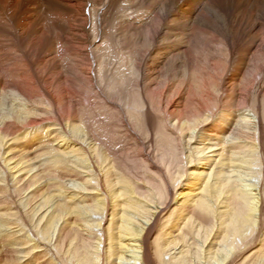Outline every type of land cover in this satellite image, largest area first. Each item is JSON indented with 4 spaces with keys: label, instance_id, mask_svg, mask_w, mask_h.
<instances>
[{
    "label": "bare ground",
    "instance_id": "1",
    "mask_svg": "<svg viewBox=\"0 0 264 264\" xmlns=\"http://www.w3.org/2000/svg\"><path fill=\"white\" fill-rule=\"evenodd\" d=\"M0 264H264V0H0Z\"/></svg>",
    "mask_w": 264,
    "mask_h": 264
}]
</instances>
